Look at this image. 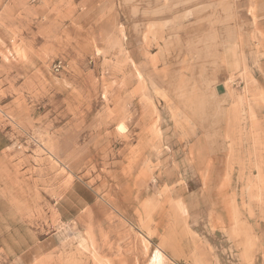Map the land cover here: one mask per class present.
<instances>
[{
    "label": "rangeland",
    "instance_id": "rangeland-1",
    "mask_svg": "<svg viewBox=\"0 0 264 264\" xmlns=\"http://www.w3.org/2000/svg\"><path fill=\"white\" fill-rule=\"evenodd\" d=\"M120 1L0 0V264H264V48L241 94Z\"/></svg>",
    "mask_w": 264,
    "mask_h": 264
},
{
    "label": "crops",
    "instance_id": "crops-1",
    "mask_svg": "<svg viewBox=\"0 0 264 264\" xmlns=\"http://www.w3.org/2000/svg\"><path fill=\"white\" fill-rule=\"evenodd\" d=\"M120 4L124 16L140 20L136 27L152 23L159 35L191 59L197 61L202 52L215 57L221 64L216 63L213 71L225 69L224 80L234 77L243 86L241 94L256 88L250 72L244 80L241 77L254 64L250 50L264 48V0H121ZM152 57L158 60L160 53L153 51Z\"/></svg>",
    "mask_w": 264,
    "mask_h": 264
},
{
    "label": "built area",
    "instance_id": "built-area-1",
    "mask_svg": "<svg viewBox=\"0 0 264 264\" xmlns=\"http://www.w3.org/2000/svg\"><path fill=\"white\" fill-rule=\"evenodd\" d=\"M60 69V64L53 66V71L58 72Z\"/></svg>",
    "mask_w": 264,
    "mask_h": 264
}]
</instances>
